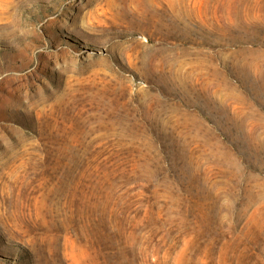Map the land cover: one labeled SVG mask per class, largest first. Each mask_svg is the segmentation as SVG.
Wrapping results in <instances>:
<instances>
[{"label":"rangeland","instance_id":"374dc122","mask_svg":"<svg viewBox=\"0 0 264 264\" xmlns=\"http://www.w3.org/2000/svg\"><path fill=\"white\" fill-rule=\"evenodd\" d=\"M148 1L0 0V264H264V0Z\"/></svg>","mask_w":264,"mask_h":264},{"label":"bare ground","instance_id":"6f19581e","mask_svg":"<svg viewBox=\"0 0 264 264\" xmlns=\"http://www.w3.org/2000/svg\"><path fill=\"white\" fill-rule=\"evenodd\" d=\"M169 1H170L171 5L173 6L172 14H173L175 19L182 18L181 17L182 15L184 17L187 16V11H188L187 7L189 6L191 0H169ZM132 2L136 4V6L142 11L143 14H146V11L148 10V6H149L148 0H132ZM259 10H263V9H259ZM253 16L255 19H257V18L263 19V17H264L260 13V11H259L258 15H257V13H255V14H253Z\"/></svg>","mask_w":264,"mask_h":264}]
</instances>
